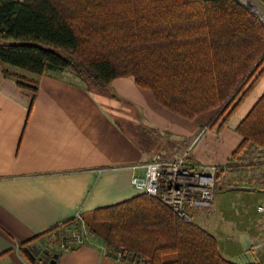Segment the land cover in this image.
<instances>
[{"label": "trees", "instance_id": "trees-1", "mask_svg": "<svg viewBox=\"0 0 264 264\" xmlns=\"http://www.w3.org/2000/svg\"><path fill=\"white\" fill-rule=\"evenodd\" d=\"M0 62L35 93L10 68L67 70L90 91L134 76L172 112L223 126L264 74V22L235 0H0ZM236 129L264 145V93ZM85 219L124 261L238 264L211 232L145 193Z\"/></svg>", "mask_w": 264, "mask_h": 264}, {"label": "crops", "instance_id": "crops-1", "mask_svg": "<svg viewBox=\"0 0 264 264\" xmlns=\"http://www.w3.org/2000/svg\"><path fill=\"white\" fill-rule=\"evenodd\" d=\"M6 69L0 62V264H48L56 252L57 264H135L119 261L98 237L65 252L49 245L45 237L78 212L88 218L97 209L140 195L132 177L143 175L141 165L157 152L170 155L191 148L188 163L198 165L219 161L220 156L225 159L228 153L208 149L210 136L218 144V127L201 135L203 119L190 120L165 108L134 76L90 91L67 70L36 75L10 68L27 77L24 81L37 88L35 93ZM263 93L264 74L226 121L232 136ZM122 118L142 126L154 144L142 146L124 129ZM206 211L199 210L195 215H200L193 216L196 220L192 218L203 228V220L216 224L203 219ZM216 238L228 260L257 262L247 241L226 254L223 241ZM33 244L42 247L39 262L25 250Z\"/></svg>", "mask_w": 264, "mask_h": 264}, {"label": "built area", "instance_id": "built-area-1", "mask_svg": "<svg viewBox=\"0 0 264 264\" xmlns=\"http://www.w3.org/2000/svg\"><path fill=\"white\" fill-rule=\"evenodd\" d=\"M235 1L247 7L252 5L254 12L264 21V0ZM190 149L170 155L155 153L149 161L141 165L145 169L144 174L133 175L132 185L142 193L159 198L186 220H192L193 214L199 210H210L213 207L216 190L223 175L229 174V187H242L241 183H247V188L255 184L264 186V147L254 145L251 149L247 148L242 157L239 156L235 161L224 165L217 162L189 164ZM256 212L257 225L260 227L252 244L255 252L264 247V201L256 205ZM77 219L83 221L80 212L72 220ZM93 236L83 221L80 228L76 226L72 234L61 240L59 249L63 252L74 250L90 243ZM114 254L119 261H124L123 247H116Z\"/></svg>", "mask_w": 264, "mask_h": 264}, {"label": "rangeland", "instance_id": "rangeland-1", "mask_svg": "<svg viewBox=\"0 0 264 264\" xmlns=\"http://www.w3.org/2000/svg\"><path fill=\"white\" fill-rule=\"evenodd\" d=\"M65 72L69 75H72L73 77H77L69 71H65ZM94 91H97V89L94 88ZM125 119L126 118L124 119L122 118L121 121L123 125L127 127L128 123L130 122L125 121ZM203 120L205 123L204 125L206 126H204L203 130L201 131V135H204L206 133V130L211 127L206 124L205 119ZM133 126L136 130H134L133 128V131L130 132L134 137L136 135L139 136L137 133L146 132L142 126L139 125H133ZM215 126L218 127L219 129V132L217 133V137H216L218 144L216 145L212 143L214 141L209 139L212 136H210L208 140H206V142L209 143L207 144L208 149H210L211 147L212 149L214 148L217 149L218 151L222 149L224 153H226L225 150L227 149L228 153L227 155H225L226 158L224 157L225 159H223L220 156L218 158L219 161H216L219 165H224L225 163H230L235 161L239 156L242 157V153L247 148L251 149L254 145H260L264 147L263 144L255 141L243 142V137L237 132V129L234 130V134L232 136L231 135L232 132L230 131L233 130L229 129L226 126V123L223 124V126H220L219 124ZM138 138L139 137H137L136 139L138 140ZM227 146L230 147L227 148ZM229 178H230L229 174L228 176L227 175L222 176L221 181L219 182L216 190V198L214 201V205L210 210H207L203 215V219H209V220L214 219L216 224L212 223L209 225L206 224L204 220L202 224L205 226L204 228L207 231L216 234V236H218V238L223 241L226 247L225 249L226 254L228 252H232V253L235 252L237 249H239L240 243H242L244 246L246 245V241H247L249 248L248 250L251 253H253V255L257 256L258 263L264 264V247L260 251H256V252L252 249V244L256 239V237L258 236L259 233L258 228L260 227V225H257V221H256L257 220L256 205L260 201H264V186L260 187L258 184H255V185H251L250 186L251 188H247L245 187L248 185L247 183H243V184L241 183L240 186L242 187H237L236 185L234 187H229L227 184ZM198 215H200V213H198L197 216ZM82 218L85 223V227L91 231L92 235H94L93 239L97 238L98 236L95 233V231L90 227L88 222H86V219L84 217ZM194 219L196 220V218H193V220ZM83 221L77 219V220H72V222L69 223H64V225H60L59 227L52 230L45 237L46 242H48L49 245H52L55 248L59 247L61 240L72 234L73 228H75L76 226L77 228H80ZM219 225H224L223 230H218ZM243 236L245 237L244 239H242ZM134 263L146 264V261L142 260ZM242 264H246V263H242Z\"/></svg>", "mask_w": 264, "mask_h": 264}, {"label": "water", "instance_id": "water-1", "mask_svg": "<svg viewBox=\"0 0 264 264\" xmlns=\"http://www.w3.org/2000/svg\"><path fill=\"white\" fill-rule=\"evenodd\" d=\"M249 8L252 11H255V8L252 5H249ZM25 250L27 251L28 255L34 262H39L38 261L39 256L42 252V247H40V245L38 244L28 245L27 247H25ZM46 252H49V250L47 249ZM58 258H59V253L58 252L54 253L52 259L48 264H57ZM39 264H44V263H39Z\"/></svg>", "mask_w": 264, "mask_h": 264}]
</instances>
